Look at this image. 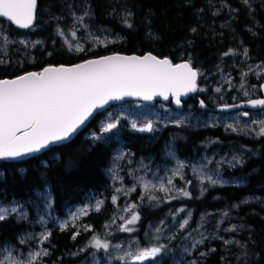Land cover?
<instances>
[{
    "label": "trees",
    "instance_id": "obj_1",
    "mask_svg": "<svg viewBox=\"0 0 264 264\" xmlns=\"http://www.w3.org/2000/svg\"><path fill=\"white\" fill-rule=\"evenodd\" d=\"M80 5L88 7L93 27L106 29L114 37L105 47L76 51L61 39L59 24L74 29L72 10L80 9ZM9 26V33L17 42L10 52L0 54V79L114 53L151 52L169 57L174 63L187 60L198 70V91L184 101L183 110L206 114L198 109L196 96L207 104L240 101L244 99L243 88L256 85L255 97L261 96L264 75L256 81L249 71L254 65H264V0H38L37 22L32 28ZM26 38L35 42L23 50L21 41ZM229 52H236L237 57L225 55ZM244 72L248 73L246 77ZM225 73L232 74V83L222 79ZM157 103L161 102L154 101ZM102 115L98 113L69 143L52 146L26 160L0 159V207L15 204L27 213L19 216L12 212L0 221V251L13 246L26 248L25 235L41 228L36 206L43 204L41 196L48 195L53 216L44 245L49 255L37 264H83L88 260L94 250L93 238L105 237L121 211L123 201L113 202L114 189L107 172L112 153L119 145L136 157L161 160L169 151L189 161L207 151V147L211 154L240 147L245 150L240 162L223 165L226 175L239 183L216 187L203 196H195L190 190L189 197L175 194L152 204L141 200L137 207L140 219L134 231H117L108 239L111 243L149 247L152 226L163 219L170 223L183 209L190 212L189 224L175 232L170 246L179 251L201 220L205 234L201 245L179 264H264V204L247 200L264 197V136L250 138L232 129L184 124L170 125L151 135L123 121L119 133L102 139L96 136ZM213 138L218 143L210 145ZM95 195L104 200L100 210L66 222L68 227L61 230L56 219L66 220L71 209L88 203ZM232 225L238 227L234 232L228 231ZM77 232L79 235L73 239ZM174 259L169 255L144 264H174ZM112 264L132 262L116 259Z\"/></svg>",
    "mask_w": 264,
    "mask_h": 264
},
{
    "label": "rangeland",
    "instance_id": "obj_2",
    "mask_svg": "<svg viewBox=\"0 0 264 264\" xmlns=\"http://www.w3.org/2000/svg\"><path fill=\"white\" fill-rule=\"evenodd\" d=\"M79 7L80 9L74 8L71 14V24H73L74 29L69 30L62 24H59V26L57 25L61 39L68 48L76 50L77 47H80L85 50L93 51L100 46L105 47L110 41L114 40V37H110V34L106 29L95 28L89 23L90 14L87 6L80 5ZM80 17H83L82 22L79 20ZM9 25V22L0 19V54L10 52L12 44L17 42L9 33ZM79 31L82 33H79ZM73 33H75L74 36ZM34 42L35 41L31 38H26L24 44H22L24 46L23 50H28L32 47ZM17 50L21 51V48H18ZM231 53L232 54H229L228 56L235 59L237 57L236 52ZM243 57L246 56H242L241 58ZM249 72L250 74L255 75L254 79L256 81L261 80L262 75H264V65H254L250 68ZM247 75L248 73L244 72L243 76L246 77ZM222 77L223 80L229 81V83H232L234 80L231 73H225ZM237 88L239 89L240 86H237ZM257 88L258 85L250 88H243L244 99L250 98L252 95H258L255 94ZM245 92H247L248 95H245ZM260 113L261 114H254L250 117H245L242 114H232L225 117L215 114H198L192 110L184 111L182 109L180 111L167 103L155 105L154 102L146 103L141 101H128V104L122 102L110 106V108L104 112L103 118L99 119L98 124L100 125V128H102L106 123L119 120L118 127L111 132L104 133L102 130L100 131L104 136H115L121 130L122 124H124L123 121H126L131 126L132 123L135 122L137 125V128H135L136 130L144 126L146 123L152 122L153 130L151 132L144 131V133L151 135L156 134L161 130H165L170 125L181 126L184 124L189 127L194 126L195 128H203L207 126L222 127L228 131H231L232 129L235 132L253 138L260 136L258 133L261 127L260 122L264 121V110L260 111ZM96 136L98 137L97 134ZM176 137L178 136L175 135L174 138ZM215 142L217 141H212L210 145H213ZM208 149L209 147H207V151L205 150V152H202L201 155L191 161L182 159L177 156L176 153H170L169 151L166 152L164 159L154 160L151 158L136 157L132 152L128 151L126 147H123L122 145L117 146V149L112 153L111 164L109 165L107 172L110 176L112 188L114 189L113 197H116L114 203H118L120 199L123 201L120 206L121 211L118 219L111 224V228L107 230L108 232H105V237L96 236V238L102 243H107L109 247L107 249H97L94 247V250L89 254L88 260L83 264H112L116 259L131 261L127 256V253H133L138 248H144L139 243H111L108 239L110 235L117 231H122L121 228L125 226L126 221L130 219L134 213L138 214L137 207L139 201L143 200V202H149L152 204L161 198H171L175 194H180V190L189 193L190 190H193L195 196H203L216 187L236 185V183H239L236 179H232L225 174V168L223 165L224 163H228L229 165L238 164L241 157H243L242 152L245 150L238 147L228 153H218V155H216L209 153ZM209 176H211L213 180H216L217 183H211L208 180ZM169 180L172 181L171 184L168 183ZM145 184H149L150 186V191L147 193L144 190ZM161 184L168 188L169 191H160L159 186ZM152 185H155V187H151ZM47 196L48 195L41 196L43 204H38L36 206L38 210L36 217L37 224L41 228L36 232L25 235V239L28 241L25 249L20 246L2 249L0 251V261H2L3 264H9L12 258L26 260L30 252L46 249L44 245L45 241H42V234L49 232L47 227L53 216L52 203L51 200H47ZM149 196H155L157 199L150 200ZM250 199H254L256 202L264 204V197H250L247 200ZM98 201L104 200L102 197L95 195L88 203L71 209L67 214L66 220L58 218L56 220L63 224L77 219L80 216L85 215L81 214L82 209H86L87 213L95 210ZM133 205L136 207L133 208ZM4 208L16 209L13 213L19 216H27L25 209L21 206L14 204L11 207L7 206ZM9 213L12 212L10 211ZM184 219H190V212L187 210L181 211L171 220L170 223H167V220L163 219L152 226V235L150 238L153 240H151L149 247L164 246L161 253L155 258L159 259L163 256L173 255L175 257L174 264H179L201 245L205 234V223L203 220L199 221L200 224L197 228L185 239L186 242L179 251H175L174 248L170 246L169 241L180 228L179 224L182 223ZM134 225H128V227L134 229ZM157 228L160 229L159 232L156 231ZM229 229H234L231 231L228 230L234 232L238 227L232 225ZM232 239H234V236ZM197 241L201 242L196 243ZM42 258L40 260H42Z\"/></svg>",
    "mask_w": 264,
    "mask_h": 264
},
{
    "label": "snow or ice",
    "instance_id": "obj_3",
    "mask_svg": "<svg viewBox=\"0 0 264 264\" xmlns=\"http://www.w3.org/2000/svg\"><path fill=\"white\" fill-rule=\"evenodd\" d=\"M244 2L247 3L248 0ZM36 9L37 0H0V17L7 18L20 28L33 25ZM79 20L82 22L83 17ZM76 51L83 49L77 47ZM229 54L232 53H225ZM244 55H247V49L244 50ZM198 75V70L190 62L173 64L168 58L159 59L149 53L144 56H105L71 67L49 66L42 71L28 72L15 79H0V158L20 157L39 152L55 142L69 140L97 109L103 108L109 101L122 100L126 96L140 97L145 101L162 96L167 100L171 94L179 105L182 95L197 90ZM261 87L264 88V85ZM216 91L220 89L217 88ZM244 94L248 95L247 92ZM249 103L253 108L264 107V99L250 100ZM243 115L247 116L248 113ZM260 123L258 134L264 136V121ZM118 124L119 120L106 123L102 131L109 133ZM132 127L137 128L135 122ZM138 130L151 132L153 124L148 122ZM208 180L213 184L217 183L211 176ZM168 183L171 184L172 181L169 180ZM151 187L154 188L155 185ZM144 190L146 193L150 191L149 184L144 185ZM159 190L169 191L163 184L159 186ZM180 195L189 197L190 193L180 190ZM149 199L155 200L157 197L149 196ZM115 200L116 197H113V202ZM102 203L103 201L97 202V211ZM10 211L14 212L16 209L0 207V221L5 220ZM81 214H87V210L82 209ZM139 219V214L134 213L121 230L134 231L128 225L136 224ZM188 224L189 220L184 219L179 227L183 229ZM67 227V223L60 225L61 230ZM156 231L159 232L160 229L157 228ZM76 235L79 233L73 239ZM49 236L50 233L42 234V241H47ZM92 246L97 249L109 247L96 237L93 238ZM163 247L138 248L133 253H127V256L132 264H144L145 261L157 257ZM48 255L46 249H41L30 252L26 260L12 258L9 264H37L42 257ZM0 264L3 262L0 261Z\"/></svg>",
    "mask_w": 264,
    "mask_h": 264
},
{
    "label": "water",
    "instance_id": "obj_4",
    "mask_svg": "<svg viewBox=\"0 0 264 264\" xmlns=\"http://www.w3.org/2000/svg\"><path fill=\"white\" fill-rule=\"evenodd\" d=\"M37 10H38V0H37V9H36V19L34 20L33 22V25L29 28H20L18 26H16L15 24H13L12 22L8 21L7 18L5 17H0V19L4 20V21H7L9 22L11 25H13L14 27H16L17 29H20V30H27V29H30L32 28L36 22H37ZM150 54H152L153 56H156L157 58L159 59H163V58H168L170 59L169 57H159L151 52H149ZM149 53H146V54H143V55H137V54H121V53H114V54H109V55H105V56H112V55H121V56H144V55H147ZM105 56H101V57H105ZM101 57H94V58H89V59H86V60H91V59H99ZM86 60H83L77 64H80V63H83L85 62ZM171 60V59H170ZM172 61V60H171ZM185 62H189L187 60H184V61H181V62H178V63H174L172 61L173 64H180V63H185ZM76 65V64H75ZM60 66H65V67H71V66H74V65H60ZM46 67H49V66H46ZM52 67H59V66H52ZM193 67V66H192ZM45 68V67H44ZM43 68V69H44ZM194 68V67H193ZM42 69V70H43ZM195 69V68H194ZM41 70V71H42ZM31 72H36V71H31ZM28 73V72H27ZM26 74V73H25ZM24 75V74H22ZM18 77V76H16ZM16 77H13V78H6V79H15ZM198 78H199V75H198ZM198 78H197V90L195 92H189L187 95H182L180 97V100H181V103L179 105H177L175 103V99L174 97L171 96V94H169V97L167 100H165L162 96H156L154 97L152 100L150 101H145L143 99H141L140 97H134V96H126L124 97L122 100H113V101H109L108 104H106L103 108H99L97 109L93 115L91 117H89V119L85 122L84 125H82L77 131L76 133H74L72 135V137L69 139V140H66V141H60V142H55L53 144H50L48 147L46 148H43L41 149L39 152H33V153H27V154H24L20 157H16V158H0L4 161H20V160H26L28 158H31L33 155L35 154H38V153H43L45 152L48 148L52 147V146H56V145H62V144H65V143H69L72 139L75 138V136L81 132L83 129H85L87 127V125L90 123V121L98 114V113H103L104 111H106L107 109L110 108V106L112 105H117V104H120L124 101H134V102H137V101H141V102H146V103H151L153 101H159V102H163V103H168V102H171L172 103V106L177 109V110H182L184 108V101L187 100L190 96H193L197 91H198ZM264 85V81L261 83V86ZM261 88V96L259 97H252V98H247V99H243V100H240L238 102H234L232 104H226V105H220L218 107H215V108H211L212 110H215L217 112H220V113H230V112H234V111H238V110H244L246 112H249V111H252V112H260V111H263L264 110V107H255L253 108L249 101L250 100H256V99H264V88ZM201 102H203V105L201 104ZM198 109L201 110V111H205L207 109H210V106L204 101V99L202 98H199V102H198Z\"/></svg>",
    "mask_w": 264,
    "mask_h": 264
},
{
    "label": "flooded vegetation",
    "instance_id": "obj_5",
    "mask_svg": "<svg viewBox=\"0 0 264 264\" xmlns=\"http://www.w3.org/2000/svg\"><path fill=\"white\" fill-rule=\"evenodd\" d=\"M252 97H255L254 95H252ZM252 97H250V98H252ZM196 99H199V96H196ZM234 102H237V101H231V102H225V103H221V102H219V101H211L210 102V104H208L209 106H210V109H207V110H205V112H206V114H215V115H221V116H229V115H232V114H242L243 115V113H245L246 111H244V110H238V111H234V112H230V113H220V112H217V111H215V110H212L211 108H215V107H218V106H220V105H226V104H232V103H234ZM124 103H126V104H128V102H124ZM167 104H169L170 106H172V103L171 102H168ZM185 111V110H184ZM105 112V111H104ZM104 112H103V114H104ZM248 113V115L247 116H245V117H250V116H253L254 114H261L260 112H252V111H249V112H247ZM103 116L104 115H102L101 116V118H103ZM100 118V119H101ZM97 134H98V136L99 137H101L102 139H104L106 136H104V135H102L101 133H100V131L102 130V128H100V125L98 124V127H97ZM101 134V135H100ZM214 140H216L215 138H213V140L212 141H214ZM218 142H215L213 145H215V144H217ZM214 154H216V155H218V153L217 152H215ZM226 174V173H225ZM236 183V182H235Z\"/></svg>",
    "mask_w": 264,
    "mask_h": 264
},
{
    "label": "bare ground",
    "instance_id": "obj_6",
    "mask_svg": "<svg viewBox=\"0 0 264 264\" xmlns=\"http://www.w3.org/2000/svg\"><path fill=\"white\" fill-rule=\"evenodd\" d=\"M193 97V96H192ZM158 104V103H157ZM163 104V103H162ZM148 105V104H147ZM181 111V110H180Z\"/></svg>",
    "mask_w": 264,
    "mask_h": 264
}]
</instances>
